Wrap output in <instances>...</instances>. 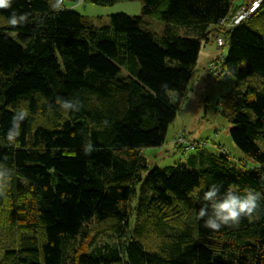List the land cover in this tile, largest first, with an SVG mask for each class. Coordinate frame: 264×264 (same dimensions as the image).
Wrapping results in <instances>:
<instances>
[{
  "label": "trees",
  "instance_id": "trees-1",
  "mask_svg": "<svg viewBox=\"0 0 264 264\" xmlns=\"http://www.w3.org/2000/svg\"><path fill=\"white\" fill-rule=\"evenodd\" d=\"M65 1L60 11L55 0L0 9V165L10 170L0 228L15 236L0 264H264V1L231 27L219 21L234 0H139L140 14L100 24ZM12 11L28 23L10 26ZM209 34L223 38L219 63L234 77L220 113L257 165L197 149L187 165L150 168L139 149L163 144ZM57 97L80 110L62 111ZM20 108L28 116L9 145ZM212 185L221 196L252 189L259 207L205 228L197 214Z\"/></svg>",
  "mask_w": 264,
  "mask_h": 264
},
{
  "label": "rangeland",
  "instance_id": "rangeland-1",
  "mask_svg": "<svg viewBox=\"0 0 264 264\" xmlns=\"http://www.w3.org/2000/svg\"><path fill=\"white\" fill-rule=\"evenodd\" d=\"M64 6L88 17L95 24H100L116 13L138 15L142 4L139 0L118 1L111 5H99L85 0L76 2L66 0ZM213 28L211 25L208 30ZM179 33H184L183 27H179ZM227 50V45L221 48L217 46L212 34L202 42L196 64L187 82L186 95L175 118L168 125L163 144L139 149L150 168L172 164L187 165L188 155L195 153L197 149L216 154L225 152L237 164L247 168L257 165L234 144L229 134L232 124L220 113L221 99L232 92L234 77L231 75L225 78L224 75L216 77L207 68L210 60L220 54L225 56ZM179 137L185 142L179 145L182 148L176 146V139ZM146 173L144 171L142 175L145 176ZM105 240L111 241L112 238ZM14 243L15 236L12 231L0 228V253L4 248L12 247Z\"/></svg>",
  "mask_w": 264,
  "mask_h": 264
},
{
  "label": "clouds",
  "instance_id": "clouds-1",
  "mask_svg": "<svg viewBox=\"0 0 264 264\" xmlns=\"http://www.w3.org/2000/svg\"><path fill=\"white\" fill-rule=\"evenodd\" d=\"M12 0H0V9H10ZM50 7L54 11H60L63 7V0H55ZM30 13L17 14L12 11L7 23L12 27L23 26L28 23ZM56 104L64 111H79L80 102L67 100L57 97ZM28 116L27 109L20 108L15 112L11 120V127L6 133V140L9 145H14L20 135L21 123ZM92 145L89 144L88 148ZM85 154H90L87 150ZM7 159V157H5ZM10 178V170L0 165V195L3 189L7 187ZM264 179V177H262ZM261 194L252 189H247L245 195L234 194L231 190L225 192L222 196L216 185L210 186L202 197L203 203L198 210V219L204 220V227L213 231L220 230L223 226H235L239 224L242 217H251L259 207Z\"/></svg>",
  "mask_w": 264,
  "mask_h": 264
},
{
  "label": "built area",
  "instance_id": "built-area-1",
  "mask_svg": "<svg viewBox=\"0 0 264 264\" xmlns=\"http://www.w3.org/2000/svg\"><path fill=\"white\" fill-rule=\"evenodd\" d=\"M263 1L264 0H251L250 2L243 4L242 6H240L239 9H237L235 13H230L226 17L221 19L219 21V24L221 26L231 27L240 23L242 20L246 19L247 17H249V15L254 13L261 6V3ZM216 44L220 48L224 45V40L221 36H218L216 38ZM222 56L223 55L220 54V56L210 60L207 64L208 71L216 77H220V75H224V76L226 75L225 70L222 68L221 64L219 63L220 61L223 60ZM177 139L182 144L185 143L183 139L180 140V137Z\"/></svg>",
  "mask_w": 264,
  "mask_h": 264
},
{
  "label": "crops",
  "instance_id": "crops-1",
  "mask_svg": "<svg viewBox=\"0 0 264 264\" xmlns=\"http://www.w3.org/2000/svg\"><path fill=\"white\" fill-rule=\"evenodd\" d=\"M251 0H234V4L236 5V6H241V5H243V4H245V3H248V2H250ZM208 64V63H207Z\"/></svg>",
  "mask_w": 264,
  "mask_h": 264
}]
</instances>
